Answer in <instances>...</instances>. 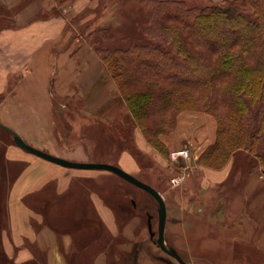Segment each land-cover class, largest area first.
<instances>
[{
  "label": "crops",
  "instance_id": "0c3cea01",
  "mask_svg": "<svg viewBox=\"0 0 264 264\" xmlns=\"http://www.w3.org/2000/svg\"><path fill=\"white\" fill-rule=\"evenodd\" d=\"M52 1L26 0L19 8L21 0H0L1 6L19 8L10 26H3L2 14L0 19V123L43 151L88 162V147L79 140V132L67 135L63 123L67 114L60 115L55 109L67 108L65 103L76 98L80 101L79 114L90 122L93 118L131 122L136 145L150 152L153 148L133 123L99 54L79 43L80 25L72 17L91 6L92 0H73L58 15L38 18L37 5L49 2L53 6ZM70 30L78 31L76 37ZM206 115L197 114L195 118L190 111L181 112L175 131L160 135V139L169 151L179 149L177 143H185L195 161L215 139V124ZM116 157L121 168H137L129 151ZM201 169L202 182L207 184L223 182L229 173L228 164L222 169ZM79 170L93 169H71L35 156L17 146L11 133L0 126V255L5 264H79L77 242L74 244L67 232L59 238L49 225L40 226L43 215L34 207L42 204L50 218L66 220L67 211L74 212L79 206ZM243 191L244 215L257 226L258 243L264 247V176L259 173L248 177ZM95 195L88 196L89 202L101 213V202ZM107 215L101 213L102 218L110 220Z\"/></svg>",
  "mask_w": 264,
  "mask_h": 264
},
{
  "label": "rangeland",
  "instance_id": "374dc122",
  "mask_svg": "<svg viewBox=\"0 0 264 264\" xmlns=\"http://www.w3.org/2000/svg\"><path fill=\"white\" fill-rule=\"evenodd\" d=\"M25 1L18 2V7ZM184 1L188 5L197 6L213 2ZM72 2L73 0L64 3L58 8L59 11L55 7V0L52 1L53 6L49 2L37 5V17L58 15ZM91 2V6L79 12L78 16L72 17L79 22V43L82 46L113 50L126 49L132 44H157L158 39H151L146 33L151 3L146 0ZM47 5L51 7L48 8ZM19 8L0 5V19L3 16L4 27L13 23V14ZM92 13L95 14L93 19ZM245 14L251 16L250 11ZM78 31L70 30L69 33L74 38ZM166 50L170 52L169 45ZM142 88L141 83L121 87L124 94L143 90ZM117 93L122 98L118 90ZM71 101L65 103L67 108H55L60 115L64 112L67 114V119L63 122L67 127V135L79 132V140L88 147L90 162H104L120 167L119 158L116 157L118 153L125 150L132 154L137 168L124 170L160 192L167 210L165 245L175 248L187 264H264V247L258 243L257 226L247 219L243 210L244 185L248 177L259 174L262 170L257 164L253 165L254 160L257 161L256 153H249L247 150L235 151L227 163L229 173L225 180L207 184L206 181L202 182V166L195 163L199 155L192 161V153L185 143L176 145L188 149L187 158L178 157L173 160L169 150L166 157L159 151L156 152L152 146L154 150L145 152L135 143L131 122L123 123L118 119L104 121L102 118H93L90 122L89 118L79 114L80 101L76 98ZM184 111L192 112L195 118L197 114L204 113L196 110L181 112ZM205 114L213 120L216 128L214 116ZM140 123L143 124V120ZM228 138L227 135L225 140ZM259 144L258 153H261L264 141ZM103 172L107 171L79 170V206L77 205L74 212L70 209L67 211L66 220L57 222L48 216L46 207L42 204L35 205L36 211L43 215L39 225H49L59 233V238L67 233L71 235L73 243L77 242L79 247V264H180L162 251L156 245L155 238L149 235L148 214L152 216L151 229L155 231L157 226L155 199L144 189L117 174ZM95 174L98 175L92 177ZM173 177L183 179L179 184H173ZM84 179V185H81ZM91 193H95L99 198L98 202H101L99 206L102 216L107 213L110 220L102 218L101 213L89 202L88 196ZM1 260L3 261L0 255Z\"/></svg>",
  "mask_w": 264,
  "mask_h": 264
},
{
  "label": "trees",
  "instance_id": "16d2710c",
  "mask_svg": "<svg viewBox=\"0 0 264 264\" xmlns=\"http://www.w3.org/2000/svg\"><path fill=\"white\" fill-rule=\"evenodd\" d=\"M68 1L55 0V7L59 11ZM146 1L152 6L146 33L158 39L156 45L95 48L133 123L167 157L160 135L175 129L177 115L183 110L210 113L216 119L215 139L195 163L222 169L235 151L247 150L257 154L253 165L264 176V149L258 153L264 141V0L204 6ZM136 83L143 90L123 93L122 85Z\"/></svg>",
  "mask_w": 264,
  "mask_h": 264
},
{
  "label": "water",
  "instance_id": "95a60500",
  "mask_svg": "<svg viewBox=\"0 0 264 264\" xmlns=\"http://www.w3.org/2000/svg\"><path fill=\"white\" fill-rule=\"evenodd\" d=\"M1 127L8 130L11 135L14 143L19 146L20 148L37 155L47 161H50L52 163L69 167V168H77V169H100V170H106L109 172H113L117 174L118 176L122 177L123 179L131 182L132 184L136 185L139 188L144 189L147 191L157 202V226L156 230L153 231L151 229V215L148 214V220H147V228L150 237H156L155 243L156 245L165 253L175 258L180 264H187L181 256L178 254V252L173 247H167L165 245V238H164V231H165V225H166V217H167V210H166V204L165 201L160 194L158 190H156L151 185L139 180L135 176L131 175L130 173L126 172L124 169L115 166L113 164L104 163V162H76L71 161L66 158H62L56 155H53L51 153H48L46 151H43L37 147H34L27 142H25L22 137L17 134L15 131L11 130L10 128L0 124Z\"/></svg>",
  "mask_w": 264,
  "mask_h": 264
},
{
  "label": "built area",
  "instance_id": "2783aa9c",
  "mask_svg": "<svg viewBox=\"0 0 264 264\" xmlns=\"http://www.w3.org/2000/svg\"><path fill=\"white\" fill-rule=\"evenodd\" d=\"M169 154L173 160H176L178 157L187 158L189 156V151L186 148H179V149L171 150ZM182 179H183L182 177H173L171 179V182L173 184H179L182 181Z\"/></svg>",
  "mask_w": 264,
  "mask_h": 264
},
{
  "label": "bare ground",
  "instance_id": "6f19581e",
  "mask_svg": "<svg viewBox=\"0 0 264 264\" xmlns=\"http://www.w3.org/2000/svg\"><path fill=\"white\" fill-rule=\"evenodd\" d=\"M154 238H156V237H154Z\"/></svg>",
  "mask_w": 264,
  "mask_h": 264
}]
</instances>
